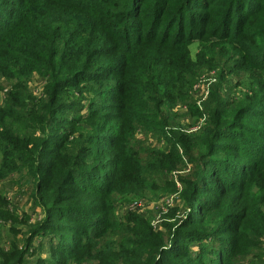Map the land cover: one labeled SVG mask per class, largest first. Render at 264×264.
I'll return each mask as SVG.
<instances>
[{"label": "trees", "instance_id": "obj_1", "mask_svg": "<svg viewBox=\"0 0 264 264\" xmlns=\"http://www.w3.org/2000/svg\"><path fill=\"white\" fill-rule=\"evenodd\" d=\"M238 2L245 8V26L253 22L254 36L260 38L259 47L253 51L262 53L264 34L260 32L264 24L251 19L261 11V0L255 5L252 0ZM203 6L204 11L193 9ZM210 6L223 7L218 21H211L215 26L212 33L227 40L230 36H222L220 28L226 32L233 22L237 5L232 0H0V76L21 82L24 76L35 72L47 79L49 97L48 104L42 106L44 113L35 114L37 125L33 129L40 135L32 140L26 132L32 128L25 125L24 143L20 139H15V144L9 141L11 124L19 116L9 106L0 105V141L14 144L12 149L17 150L16 157L22 164L31 174H40L35 181V196L45 211L20 248L13 243L9 248L0 244V264H23L24 253L29 252L34 239H38L35 249L42 250L45 244L47 247V255L37 256L35 264H83L89 258L97 264H180L182 259L194 261L205 253L210 255L211 264H231L236 254L250 252L263 244L264 153L257 155L252 163L241 164L237 170L233 169V160H225L226 166L222 165L213 155L215 141L231 136L234 120L223 121L217 109L210 112L212 127H206L202 135L205 147L202 164L200 161L194 180L188 181L182 191L190 208L188 216L174 228L168 241L160 240L159 234L133 212L128 219L132 226L124 230V237L116 245L114 239L104 237L113 229L107 221V196L110 198V194L119 190L126 191L120 194H141L151 185L145 176L150 162L146 165L134 147L135 128L163 127L160 112L172 106L183 93L195 64L188 58L185 44L201 30L195 34L193 27L192 36L186 20L192 25L194 15L199 17L197 21L203 20L202 13L209 14L208 20H212L215 13L209 12ZM239 29L244 32L241 25ZM202 30L207 34L206 28ZM237 53L240 52L235 47L234 54ZM141 57L144 65L139 68L134 64ZM104 71L116 74L115 88L123 92L119 93L123 100L120 111L109 114L116 123L103 120L89 123L94 131L85 135L83 144H77L76 154L73 157L69 153L60 154L69 138L84 129L76 115L60 119L56 107L65 103L62 98L73 102L76 91H81L79 80L97 79ZM12 95L10 100L15 101L17 94ZM248 102L255 105V96ZM259 136L264 138V134ZM93 139L110 143L109 151L113 153L110 160L116 166L114 173L107 170L102 175H89L99 179L98 189L79 179L75 187L73 176L92 173H83L79 166L88 162L81 163L79 159H84L83 154L89 150L86 145ZM53 147L58 148L54 153ZM183 147L186 149V145ZM11 154L10 150L2 149L4 165L13 160ZM26 160L32 161L25 164ZM16 165L4 170L3 175L15 171ZM151 165L157 167L156 163ZM161 168L170 170L168 166ZM227 176H237L241 181L235 182ZM77 188L84 191L76 192ZM233 190L239 194L233 196ZM208 192L213 193L212 198L202 195ZM3 204L6 201L0 196V222L9 224L15 212ZM231 207L234 211H226ZM213 216H228L234 218V223L231 226L216 223ZM213 222L215 227L211 226ZM224 233L232 235L224 237ZM190 242L200 243L199 248L192 251Z\"/></svg>", "mask_w": 264, "mask_h": 264}, {"label": "rangeland", "instance_id": "obj_2", "mask_svg": "<svg viewBox=\"0 0 264 264\" xmlns=\"http://www.w3.org/2000/svg\"><path fill=\"white\" fill-rule=\"evenodd\" d=\"M232 1L237 5V11L232 15L233 22L225 29L226 32L224 28H220L222 36H230L227 40L219 39L212 33L215 26L211 21H218L219 11L223 8L221 6H210L209 12L215 13L212 20H208L209 14L204 15V13L200 16L203 18L201 21H197L199 17L194 15L192 25L190 20H186V23H190L192 36L193 27L196 28L195 34L201 31L198 36L185 44L188 58L195 64L190 69L191 74L187 76L188 81L183 88V93L172 106L165 107L162 109L163 112H160L163 127L159 126L151 130L140 126L135 128L134 147L146 165L150 162L145 176L151 185L141 194H120L119 192L126 191L119 190V192L115 191L110 194V198L107 196L106 203L109 206L107 221L109 226L112 223L111 228L113 229L108 231L104 237L114 239L115 245L119 238L124 237V230L132 226L128 220L132 217L131 212L148 223L164 243L168 241L174 228L187 218L190 208L185 203L182 191L188 181L194 180L197 168L200 167L201 155L205 152L202 135L206 127H212L209 116L214 109L219 111L223 121L227 120L232 123L234 120L231 136H222L215 141L217 147L213 155L221 161L222 165H225V160H233V169L237 170L240 169L241 164L252 163L257 155L264 153L262 147L264 138L259 136L264 134V52L255 53L253 51L254 48L259 47L260 38L254 36L253 22L251 24L247 22L245 26L247 21L244 19L245 8L239 5L238 0ZM257 2L258 0H252L253 5ZM261 3V11L251 19L264 24V18H260V15L264 17V0H261ZM197 4L200 3L194 5ZM193 9L204 11V6L201 9ZM232 9L235 11L233 7ZM250 9L254 7L251 6ZM239 25L242 26L244 32L237 30ZM262 27L263 30L260 33L264 34V26ZM133 28L131 26V29ZM204 28L207 29V34H204L202 30ZM236 35H239L237 40ZM235 47L237 52H240L237 55L234 54ZM137 56L141 54L137 53ZM142 57L134 64L139 68L144 65ZM114 77L116 74L104 71V74L97 79L79 80L81 91H76L72 97L73 102L69 103L61 99L65 103L56 107L60 111L58 117L64 119L76 115L75 118L80 119L79 122L83 125L84 131H76V135L71 136L64 144L65 149L64 147L60 149V154L69 153L73 157L77 151V144H83L85 135L93 133L94 129L90 130L92 122L103 120L110 124L116 123L109 114L112 116L120 111L123 100L120 99L119 93L121 95L123 92L121 88H115ZM46 85L47 79L35 72L24 76V81L21 82L0 76V105L9 106L19 116V118L15 117L17 122L13 121L11 124L13 130L9 141L15 144L14 140L20 139L19 141L24 143L25 125L32 128L26 129L32 140L40 135L33 127L37 125V122H34L36 112L44 113L42 106L45 103L48 104L49 101ZM12 94H17L15 101L10 100ZM252 96H255V105L248 102ZM238 113L239 116H237ZM87 117L91 119L83 121ZM38 124L40 125V121ZM179 134H183L188 140L186 137L180 138ZM101 141L93 139L90 144L86 145L89 146V150L83 154L84 159H79V161L88 162V164L79 166V168L84 174L86 171L92 173H86L87 176L77 173L73 176L76 180L73 186H78L79 179L98 189L101 185L99 179L89 175H102L107 170L114 173L113 167L116 166L110 160L113 157V153L109 151L108 144L110 143L106 144L104 139ZM14 144L0 141V196L6 201L3 206L15 212L9 224L0 222V244L5 248H9L11 243L20 248L28 237L29 230L42 220L45 212L40 206L42 202L39 204L37 195L35 196V181L40 174H31L29 169L22 164L21 160L16 157L17 150L12 149ZM183 145H186V149ZM232 145H237L238 148H232ZM4 148L10 150L13 159L5 165L2 155ZM57 149L53 147L51 152L54 153ZM31 161L26 160L25 164ZM15 163H17L15 171L3 175V171L13 167ZM154 163L158 168L151 165ZM161 165L170 167V170L165 171L166 168H161ZM229 177L227 176V179ZM230 178L235 182L241 181L237 176ZM78 191L83 192L84 190L77 188L76 192ZM238 194V191H232L233 196ZM93 195L99 198L98 193ZM202 195L207 198L213 197V193L209 192ZM226 211H234V208H228ZM213 219H217L216 223L229 226L234 223V218L228 216H213ZM105 225L108 226V224ZM222 235L228 237L232 234ZM76 237H79V234ZM37 242L38 239H34L33 244L29 246V252L24 253L23 264H35L37 256L47 255L46 244L42 250H39L35 249ZM188 245L192 251H195L200 243L190 242ZM199 257L200 259L195 257L194 261L189 258L182 259L180 264H211L209 254L205 253ZM83 264H97V261L89 258L84 260ZM231 264H264V242L250 252L236 254L231 259Z\"/></svg>", "mask_w": 264, "mask_h": 264}, {"label": "built area", "instance_id": "obj_3", "mask_svg": "<svg viewBox=\"0 0 264 264\" xmlns=\"http://www.w3.org/2000/svg\"><path fill=\"white\" fill-rule=\"evenodd\" d=\"M136 206V205H135Z\"/></svg>", "mask_w": 264, "mask_h": 264}]
</instances>
